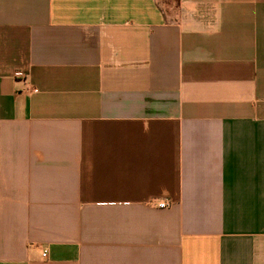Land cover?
<instances>
[{
    "label": "crops",
    "instance_id": "obj_1",
    "mask_svg": "<svg viewBox=\"0 0 264 264\" xmlns=\"http://www.w3.org/2000/svg\"><path fill=\"white\" fill-rule=\"evenodd\" d=\"M0 264H264V0H0Z\"/></svg>",
    "mask_w": 264,
    "mask_h": 264
},
{
    "label": "built area",
    "instance_id": "obj_2",
    "mask_svg": "<svg viewBox=\"0 0 264 264\" xmlns=\"http://www.w3.org/2000/svg\"><path fill=\"white\" fill-rule=\"evenodd\" d=\"M157 205H158V207H163V206H165V202H159Z\"/></svg>",
    "mask_w": 264,
    "mask_h": 264
},
{
    "label": "rangeland",
    "instance_id": "obj_3",
    "mask_svg": "<svg viewBox=\"0 0 264 264\" xmlns=\"http://www.w3.org/2000/svg\"><path fill=\"white\" fill-rule=\"evenodd\" d=\"M168 1L172 3L174 0H168Z\"/></svg>",
    "mask_w": 264,
    "mask_h": 264
}]
</instances>
